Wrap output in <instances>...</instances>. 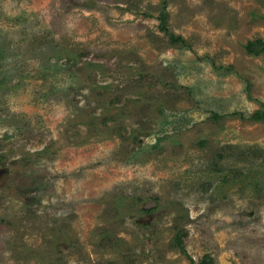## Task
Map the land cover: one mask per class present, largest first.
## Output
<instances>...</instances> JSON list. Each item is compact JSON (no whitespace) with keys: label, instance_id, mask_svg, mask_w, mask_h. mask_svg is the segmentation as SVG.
<instances>
[{"label":"rangeland","instance_id":"374dc122","mask_svg":"<svg viewBox=\"0 0 264 264\" xmlns=\"http://www.w3.org/2000/svg\"><path fill=\"white\" fill-rule=\"evenodd\" d=\"M258 40L264 0H0V264H264Z\"/></svg>","mask_w":264,"mask_h":264},{"label":"trees","instance_id":"16d2710c","mask_svg":"<svg viewBox=\"0 0 264 264\" xmlns=\"http://www.w3.org/2000/svg\"><path fill=\"white\" fill-rule=\"evenodd\" d=\"M165 2H166V0H165ZM170 38H171V43L174 45L181 39V38L176 37L175 35H170ZM247 50L250 54H253V55L263 54L264 53V43L260 40L255 41L253 43L251 42L247 46ZM252 118L254 121H264V113L263 112L262 113L257 112L255 115H253ZM184 235H185V233L179 230V232L177 234L178 237H176L175 243H177L178 244L177 246L185 252V247H184L183 242H182ZM190 261L192 264H213L214 263V260L209 255L205 256L198 263H195V261L192 259H190Z\"/></svg>","mask_w":264,"mask_h":264}]
</instances>
